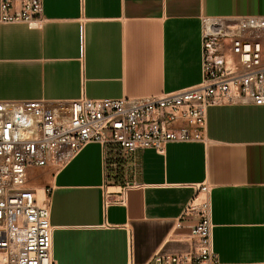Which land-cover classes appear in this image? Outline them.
<instances>
[{
  "label": "crops",
  "instance_id": "crops-1",
  "mask_svg": "<svg viewBox=\"0 0 264 264\" xmlns=\"http://www.w3.org/2000/svg\"><path fill=\"white\" fill-rule=\"evenodd\" d=\"M262 14L264 0H43L39 27L0 21V100L192 87L202 80L203 19ZM207 135L164 153L92 142L48 176L54 263L122 264L132 247L137 263L156 264L157 254L189 251L194 217L181 216L204 183L216 264L264 262V105L210 107ZM105 191L122 200L106 212Z\"/></svg>",
  "mask_w": 264,
  "mask_h": 264
},
{
  "label": "built area",
  "instance_id": "built-area-1",
  "mask_svg": "<svg viewBox=\"0 0 264 264\" xmlns=\"http://www.w3.org/2000/svg\"><path fill=\"white\" fill-rule=\"evenodd\" d=\"M0 9L3 23L44 22L43 0H0ZM201 39L202 80L192 87L160 96L0 100V264H55L46 177L89 143L164 153L171 142H206L212 106L264 105V14L205 17ZM37 184L44 185L43 201ZM121 202L105 191V212ZM211 212V187L198 185L181 216L194 217L184 236L191 248L153 262L216 264ZM122 264H139L132 247Z\"/></svg>",
  "mask_w": 264,
  "mask_h": 264
},
{
  "label": "rangeland",
  "instance_id": "rangeland-1",
  "mask_svg": "<svg viewBox=\"0 0 264 264\" xmlns=\"http://www.w3.org/2000/svg\"><path fill=\"white\" fill-rule=\"evenodd\" d=\"M107 135H109V134H107ZM48 177V176H47ZM46 177V178H47ZM43 188H44V185H42V184H37V190H38V197H39V200L40 201H43L44 199H45V197H44V194H43ZM41 194H42V196H41Z\"/></svg>",
  "mask_w": 264,
  "mask_h": 264
},
{
  "label": "bare ground",
  "instance_id": "bare-ground-1",
  "mask_svg": "<svg viewBox=\"0 0 264 264\" xmlns=\"http://www.w3.org/2000/svg\"><path fill=\"white\" fill-rule=\"evenodd\" d=\"M42 195V194H41ZM43 197V196H42Z\"/></svg>",
  "mask_w": 264,
  "mask_h": 264
}]
</instances>
